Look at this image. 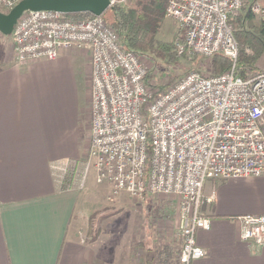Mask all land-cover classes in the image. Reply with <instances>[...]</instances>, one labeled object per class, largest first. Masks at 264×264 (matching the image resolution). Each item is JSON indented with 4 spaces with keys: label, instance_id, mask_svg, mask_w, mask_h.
<instances>
[{
    "label": "built area",
    "instance_id": "1",
    "mask_svg": "<svg viewBox=\"0 0 264 264\" xmlns=\"http://www.w3.org/2000/svg\"><path fill=\"white\" fill-rule=\"evenodd\" d=\"M19 0H0L9 10ZM127 0H109L122 8ZM245 0H167L166 15L180 26L178 54L210 58L221 53L230 67L219 74L193 70L156 91L139 54L126 49L103 14L73 17L27 10L11 38L18 61L55 58L62 48L90 55L88 156L113 194L174 195L181 238L179 262L206 254L196 243L211 219L202 211L207 179L264 176V70L237 73L238 43L228 16ZM264 23V0L249 4ZM67 164L60 166L64 179ZM240 237L264 244V213L237 216Z\"/></svg>",
    "mask_w": 264,
    "mask_h": 264
},
{
    "label": "crops",
    "instance_id": "2",
    "mask_svg": "<svg viewBox=\"0 0 264 264\" xmlns=\"http://www.w3.org/2000/svg\"><path fill=\"white\" fill-rule=\"evenodd\" d=\"M90 74L88 50L20 62L11 35L0 33V264L90 263L69 236L79 192L59 169L81 157L83 93L89 145ZM202 211L211 228L195 239L206 254L189 264H264V244L241 239L236 219L264 213V176L207 179Z\"/></svg>",
    "mask_w": 264,
    "mask_h": 264
},
{
    "label": "rangeland",
    "instance_id": "3",
    "mask_svg": "<svg viewBox=\"0 0 264 264\" xmlns=\"http://www.w3.org/2000/svg\"><path fill=\"white\" fill-rule=\"evenodd\" d=\"M150 0H127L123 10L141 11L142 4ZM165 6V5H164ZM165 8V7H164ZM1 11H6L4 8ZM110 8L104 14L109 15ZM255 23H261L252 14ZM180 36L178 22L166 15L156 30L155 38L169 41ZM5 36V35H4ZM146 69L148 84L152 89L166 87L187 72L197 70L212 74L211 57L189 54L181 57L175 64L164 63L149 53H138ZM257 69L251 74L264 70V54L259 59ZM82 114L78 131L79 159L68 162L63 182L66 187L76 188L79 192L77 209L69 226V236L80 242L90 258L89 264H144L146 251L139 243L147 237L153 243L151 254L155 264H181L179 252L181 238L178 229V202L174 195H143L134 197L127 192L112 193L111 184L106 179H98V172L88 156L87 140L88 115L86 94L81 98ZM90 139V134H89ZM70 164V165H69ZM168 246L169 257L158 255L157 250Z\"/></svg>",
    "mask_w": 264,
    "mask_h": 264
},
{
    "label": "trees",
    "instance_id": "4",
    "mask_svg": "<svg viewBox=\"0 0 264 264\" xmlns=\"http://www.w3.org/2000/svg\"><path fill=\"white\" fill-rule=\"evenodd\" d=\"M166 4L167 0H150L147 4H142L140 12L134 13L132 10L125 11L120 7H115L110 9L109 15L103 14L102 16L118 32L124 48L137 53H149L164 63L175 64L185 56L178 54L175 46L179 35L169 41H159L155 38L156 30L165 13ZM66 14L73 17L93 16L89 12ZM228 21L232 25L238 43L236 71L240 76L245 77L249 71L257 69L256 64L264 54V23H255L249 7L244 6L231 12ZM210 62L213 74L222 73L231 65V61L221 53L213 54ZM148 77L147 75L146 80ZM164 88L158 86L156 91ZM147 237L139 243L146 251L144 264H155V257L151 254L153 243ZM157 252L158 255H164L166 258L170 254L168 246L161 247Z\"/></svg>",
    "mask_w": 264,
    "mask_h": 264
},
{
    "label": "water",
    "instance_id": "5",
    "mask_svg": "<svg viewBox=\"0 0 264 264\" xmlns=\"http://www.w3.org/2000/svg\"><path fill=\"white\" fill-rule=\"evenodd\" d=\"M109 0H19L9 10H0V33L10 35L17 18L27 10H54L62 13L89 12L101 15Z\"/></svg>",
    "mask_w": 264,
    "mask_h": 264
}]
</instances>
